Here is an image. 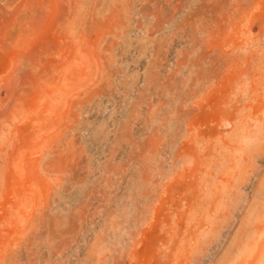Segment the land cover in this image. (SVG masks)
<instances>
[{
  "label": "rangeland",
  "instance_id": "374dc122",
  "mask_svg": "<svg viewBox=\"0 0 264 264\" xmlns=\"http://www.w3.org/2000/svg\"><path fill=\"white\" fill-rule=\"evenodd\" d=\"M263 252L264 0H0V264Z\"/></svg>",
  "mask_w": 264,
  "mask_h": 264
},
{
  "label": "bare ground",
  "instance_id": "6f19581e",
  "mask_svg": "<svg viewBox=\"0 0 264 264\" xmlns=\"http://www.w3.org/2000/svg\"><path fill=\"white\" fill-rule=\"evenodd\" d=\"M239 31V30H238ZM238 36V35H237ZM194 126V125H193ZM153 211V210H152ZM249 221V220H248ZM248 249V248H247ZM264 253V252H263ZM240 258V257H239ZM260 264V263H259Z\"/></svg>",
  "mask_w": 264,
  "mask_h": 264
}]
</instances>
